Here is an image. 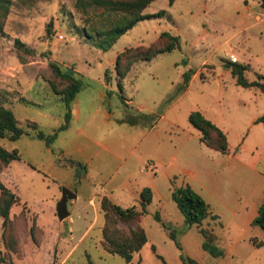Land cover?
I'll return each instance as SVG.
<instances>
[{"label": "rangeland", "instance_id": "rangeland-1", "mask_svg": "<svg viewBox=\"0 0 264 264\" xmlns=\"http://www.w3.org/2000/svg\"><path fill=\"white\" fill-rule=\"evenodd\" d=\"M75 3L76 0H10L0 30V104L11 109L18 126L29 132L17 140L0 139L1 146L9 151L16 149L19 154L0 179L20 198L10 211L13 219L10 232L17 238L19 250L11 252L3 243L2 233L6 231L0 217V260L4 258L0 264H7L9 260L15 264H184L181 254L198 264H264V247L255 249L247 239L235 241L233 224H226L227 212L218 221L204 223L212 229L216 245L223 251L218 257L210 255L202 248L204 237L198 228L184 224L169 190L175 182L185 181L208 197L212 207L218 199L233 206V200L241 193L233 183L238 182L245 169L240 161L247 165L254 163L257 170L262 167L259 156L264 160V124L254 126L252 120L264 115V93L258 87L238 85L227 66L233 53L234 62L247 64L244 73L247 80L262 76L260 81L264 82L262 0H173L171 4L169 0H155L143 11L148 17L127 30L107 50L101 47L108 38L105 31L120 14L100 8L84 12ZM161 11L163 15L153 16ZM162 31L177 35L180 47L148 61L133 63L127 77L121 79L120 91L116 85L120 79L114 67L116 54L126 47L147 45ZM50 61L57 62L62 69H72L82 80L84 88L80 96L92 109L100 104V84L89 77L105 80L106 103H110L115 116L124 115V100L128 97L133 104L126 103L127 110L142 104L163 115L154 136L158 142L156 151L164 158L174 154L175 159L171 166H158L152 175L146 159H139L144 146H137L138 130L128 126L108 125L104 129L94 119L86 125L84 134L62 133L52 144L54 149L65 146L67 157L82 162L95 152L96 156L87 165L100 173L96 177L104 183L110 177L113 180L107 182L110 186L123 183L129 164L136 178L155 177L153 173L159 176L158 199H152L141 219L148 241L135 253L132 262L126 263L122 257L103 248L101 216L90 232H84L89 223L83 211L87 199L75 208L68 204L70 215L63 221L56 215L62 188L78 184L73 172H81V168L75 165L73 170L70 160L67 161L70 165H57L63 159H56V151L50 152L43 140L31 137L35 132L33 121L46 134L60 125L58 115L62 103L55 99L57 96L50 88L49 80L55 79L48 66ZM186 71L192 72V79L183 85L182 74ZM25 97L39 106L25 104ZM193 110L201 111L223 130L228 153L239 161L225 164L228 158L225 153L210 149L200 141L199 132L188 120ZM90 137L102 141L107 148H98ZM67 139H71L68 145ZM140 169L146 176L139 173ZM249 173L252 182L259 179L254 172ZM80 181L86 184L80 188L83 195L95 189L83 179ZM156 212L160 221L154 217ZM36 214L39 225L58 231L56 242L37 226ZM69 218L74 221L73 230ZM32 223L36 239L40 244L44 241L41 250L29 233ZM251 235L264 245L263 232Z\"/></svg>", "mask_w": 264, "mask_h": 264}, {"label": "trees", "instance_id": "trees-1", "mask_svg": "<svg viewBox=\"0 0 264 264\" xmlns=\"http://www.w3.org/2000/svg\"><path fill=\"white\" fill-rule=\"evenodd\" d=\"M153 1L155 0H76L75 4L76 7L84 12L89 8H100L102 11L120 14V18L116 19L112 26L105 31L108 38L101 43V47L107 50L127 30L131 29L140 20L148 17L143 11ZM172 1L169 0L170 4ZM9 5L10 0H0V30L9 11ZM262 5L264 6V0H262ZM163 13L161 11L153 14V16L163 15ZM179 47L180 43L177 35L162 31L154 41L147 45L130 46L118 52L114 60L115 71L120 79L117 82L118 89L122 90L121 79L127 75L133 63L140 60L148 61L158 54L169 52ZM48 66L55 78L49 80L50 88L55 95L60 97L66 108L64 123L59 127V129H64L68 126L71 117L70 104L81 90L83 82L75 76L72 69H62L55 61H50ZM227 66L230 68L231 75L235 78L238 85L245 88L255 86L264 93V82L260 81L262 76H258L259 79L253 81H249L245 77L244 73L248 68L247 64L229 61ZM191 74V71H186L182 74L183 85L188 83ZM157 119V114L126 111L123 117L117 121L130 125L142 124L148 121L152 125ZM263 119L264 115L258 118L257 121ZM188 120L199 132L200 141L207 147L221 153L228 152L226 134L215 123L206 118L201 111H191L188 115ZM31 125L33 130H35L33 136L43 140L46 145H50L56 138V133L45 134L43 131L37 129L38 125L35 122H31ZM23 135H29V132L18 126L17 119L11 109L0 104V139L17 140ZM17 158H19V154L16 149L9 151L0 145V175L7 168L10 161ZM171 198L183 215L184 224L187 227L196 226L203 235L202 248L212 256H220L223 251L216 245L215 234L212 232V229L203 226V220L209 215L208 204L203 197L188 184H185L173 187ZM151 200L152 192L148 187L143 188L140 192L139 208L136 206H119L114 204L107 196L99 198V208L103 215L101 244L108 253L116 254L122 257L126 263H129L132 261L134 254L145 245L147 236L139 222L141 216L147 212V205ZM19 202V196L11 191L0 179V217L2 218L4 231H6L2 233V239L6 248L14 253H17L19 248L17 238L13 237L10 232L13 220L10 217V211ZM154 217L157 221H160L157 212ZM251 225L258 226L264 231V201L259 205L257 215L251 221ZM29 231L33 243L39 246L40 242L36 239L33 232L34 223L30 226ZM171 238L174 240L176 246L181 248L175 236L171 235ZM151 247L154 250V246L152 245ZM180 257L184 264H198L195 259L187 255L181 254ZM2 259L0 262L4 261V258ZM7 264L15 263L9 260Z\"/></svg>", "mask_w": 264, "mask_h": 264}, {"label": "crops", "instance_id": "crops-1", "mask_svg": "<svg viewBox=\"0 0 264 264\" xmlns=\"http://www.w3.org/2000/svg\"><path fill=\"white\" fill-rule=\"evenodd\" d=\"M231 54H233V53H231ZM133 65H135V63ZM127 75L125 76V78L127 77ZM89 79L91 81L95 82L96 84H100V86H99L100 104L97 107H94L92 109L89 103H83L84 101L82 100V98L80 96V91L84 88V85H83L81 90L77 93L76 97L73 99V101L70 104L71 117H70L68 126L64 129H59V127L64 123V116H65L66 108H65L63 101L60 99V97L53 93L55 96H57L55 99H57L58 101H60L62 103L61 104L62 111L58 115L59 120H60V125L56 129H53L52 131H50V133H48V134H52V133L57 134L54 141L50 145L45 144L50 152L53 153L54 150L56 151V154H57L56 159H59V158H61L60 160L63 159V162H60L58 164V163H56V159L53 158L54 164L56 163L57 165H61V166L64 164L70 165V164H67V161L70 160L73 164V165H70L73 170H74L73 167L75 165H77L81 168V172H79L78 170L73 172V176L74 177L77 176V178L75 180L78 181V184L74 186V183H71L70 185H66V187L71 189V190H74L75 194H76L75 198L68 200L67 208L69 207L68 204L74 208L78 205H83L82 201L85 202L86 201L85 199H87V204L85 203L86 208H84L83 211L86 213V217H88L89 223L84 228V232H90V230H92L93 227L95 226V224L98 222V219L100 216L102 217V221H103V215H102V212L99 208V198L102 196H107L114 204H117V205L122 206V207L136 206L139 208L140 192L143 188L148 187L151 189L152 199L155 197L158 199V195H159L158 193L159 192L157 189V187H158L157 186V179L159 176L157 174L153 173V175H155V177H152L151 172H155V170L158 168V166H160V167L164 166L163 168H165V166L166 167L171 166V164L173 163V160L175 159L174 154L170 155L169 157L164 158V156L162 154H160L159 152L156 151L157 147H158V142L154 140V136H155V134L157 135V131L159 128L158 124H159L160 119L163 116L162 114L158 115L155 111H153V109L145 107L142 104L137 105L136 108L129 111L126 109L125 105H126V103L127 104L128 103L133 104V103H132L131 98L128 97L127 100L126 99L124 100L125 104L123 105V109H125V110H123V112L124 111L125 112L126 111L127 112H136L137 111V112L142 113L143 111H145L143 113L157 114L158 119L152 125L148 121H145L142 124L140 123V124H134V125H130V124L125 123V122H118L117 120L121 119L123 117V114H122V117L121 116H115L113 114L111 108H110V103H108V104L106 103L107 93L105 91L107 89V86H105V84H104L105 80H103V79L101 80V78H92L91 79L90 77H89ZM191 79H192V77H190L189 81ZM251 87H253V86H251ZM109 91H111L113 93L114 90H112V87H110ZM112 93H111V95H112ZM21 96H24V94H21ZM24 99H25V101H24L25 104H34V105L39 106V103H36L33 100L27 99V97H25ZM258 118L259 117L253 118L252 124L254 126L264 124V121H257ZM26 119L30 120L28 118H26ZM94 119H95L94 123H100L104 129H106V127L108 125L128 126L130 128L137 129L138 130V135L136 137L137 146H139V145L144 146V151L139 154V159L140 158L146 159V167H148L151 170L149 172L151 175L146 176L144 174L145 172L142 169H140L139 173L142 175H145L146 177L145 178H136L135 172L133 173L131 171V168H130L131 164H129V166L126 167V170L124 172L123 183H121L119 185L117 183V185H111L110 186V185H107V182H109V183L113 182V180L110 179V177L107 179L108 181L106 180L104 183L103 180H99L96 177L97 174H100V173L95 172L92 168H90L87 165V164H90V162L92 161L94 156H96L95 152L88 155L87 160L85 162H82V161L73 160V159L67 157L65 154V151H67L65 146H60V147H57L56 149H54L52 147V144L59 138V136L62 133H64V135H66V134L69 135L70 133H72V131H74L76 134H84V128L86 127V125H88V123H91V120H94ZM30 121H32V120H30ZM78 122H81V123H78ZM32 135L33 134H31V137H32ZM71 139H69V140L67 139L66 145L70 144ZM91 140L95 144V146H97L98 148H102V149L107 148V146L102 141H98L94 138H91ZM72 141H74V139H72ZM133 144H134V142H133ZM78 150L80 151L82 149L78 147ZM97 152H99V151H97ZM225 154L228 157L225 160V164L230 165L232 163V161L233 162L239 161L237 157L230 156V154L228 152ZM158 159H160V161H158ZM162 159H165L166 162L163 163ZM14 160H16V159H13L11 161H14ZM259 160L262 162L261 163L262 167H260L258 170H257L256 165L254 163H252V165H247V164L243 163L242 161H240V164L242 163L241 165L245 166V169L242 170V175H241L240 179L237 180L238 182L235 184L233 183V185H235V187L241 191V193L238 194V198L233 200V206L228 204L225 200L218 199V200L213 202L214 203L213 205L215 207H212L210 199L208 197H205L200 191L197 192L194 189L197 193H199L204 198V200L208 204L209 215L203 220V226H204V223L215 222L216 220L218 221L219 219L222 218L223 213H225V215H226V212H227L228 216L226 215V224L227 225L233 224V238H235V241H239L241 239H244V240L247 239L248 243H251L252 247L255 249H259V248L264 247V245H262L263 243L261 242V240H258L255 236L251 235V234L260 233V232L264 233V231L261 230L258 226L251 225V221L257 215L259 205L264 201V160H263L262 156H259ZM238 165H236V166H238ZM9 166H10V163L8 164L7 167H9ZM249 172H254L255 174H257L259 179L256 180V182H252L251 181L252 174H250ZM133 174H134V177H133ZM167 178L169 180V175H167ZM82 179L84 181H86V183L88 185H92L93 187H95V189L92 191V193H89L88 195H83V193H81L80 188H83L86 185V184H81L80 180H82ZM185 184H188V183H186L185 181H182L180 183L175 182L174 184H172V187L169 189L170 190V197H171V192H172L173 187H179V186H182ZM132 186H136V187L133 188ZM129 188H131V189L129 190ZM104 190H106V191H104ZM210 197L212 198V196H210ZM68 210H69V208H68ZM142 216H141V219H142ZM37 219H38V215L36 214L37 226L41 229L42 232H44L45 235L48 232L50 234V236H53V238H54L53 243L56 242L58 240V237H59L58 231L46 230L44 226H41L38 224ZM141 219L139 222L140 225H141ZM68 221H69L71 230H73V223H74L73 219L69 218ZM102 225H103V222L100 226V229H101ZM227 225H225V226H227ZM204 227H208V226H204ZM147 241H148V239H147ZM43 245H44V241H41L40 246L37 248L39 250H41ZM54 252H55V249H54ZM213 257H218V256H213ZM254 259H257V258L254 257ZM132 260H133V258H132Z\"/></svg>", "mask_w": 264, "mask_h": 264}, {"label": "water", "instance_id": "water-1", "mask_svg": "<svg viewBox=\"0 0 264 264\" xmlns=\"http://www.w3.org/2000/svg\"><path fill=\"white\" fill-rule=\"evenodd\" d=\"M76 194L74 190H71L67 187H63L61 190V197L56 204V215L60 221L67 218L70 214L67 208L68 200L75 198Z\"/></svg>", "mask_w": 264, "mask_h": 264}, {"label": "built area", "instance_id": "built-area-1", "mask_svg": "<svg viewBox=\"0 0 264 264\" xmlns=\"http://www.w3.org/2000/svg\"><path fill=\"white\" fill-rule=\"evenodd\" d=\"M59 38L62 39V36H60ZM229 60L232 61V62L236 61L235 60V56L233 54H230L229 55Z\"/></svg>", "mask_w": 264, "mask_h": 264}]
</instances>
